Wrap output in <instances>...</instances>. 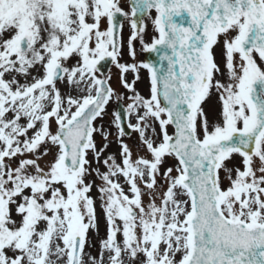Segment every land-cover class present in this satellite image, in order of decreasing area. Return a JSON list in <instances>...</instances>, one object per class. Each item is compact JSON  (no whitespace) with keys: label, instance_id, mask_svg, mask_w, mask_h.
<instances>
[{"label":"snow or ice","instance_id":"obj_1","mask_svg":"<svg viewBox=\"0 0 264 264\" xmlns=\"http://www.w3.org/2000/svg\"><path fill=\"white\" fill-rule=\"evenodd\" d=\"M126 2L0 0V264H264V0Z\"/></svg>","mask_w":264,"mask_h":264},{"label":"rangeland","instance_id":"obj_2","mask_svg":"<svg viewBox=\"0 0 264 264\" xmlns=\"http://www.w3.org/2000/svg\"><path fill=\"white\" fill-rule=\"evenodd\" d=\"M125 10L128 11L130 10L129 7L127 6V2L125 0ZM129 31V28H128V24L127 22L125 21V26H124V32L125 34H127ZM136 48H137V61H143L142 59V53L140 51V46L139 44L137 43L136 44ZM126 59H130L128 57H126ZM111 71L113 73V83H115V74H116V69L114 68V66L111 67ZM141 81L138 82L137 84V90L141 92V94L143 95H147V73L145 71H142L141 72ZM62 91H70L71 89L66 87L65 85H60ZM130 95V94H128ZM128 101H124L123 104L125 105ZM215 104V97H213V100L211 102H209V104L205 105L206 109H211ZM116 107H117V102H112L109 106V110H116ZM130 142L134 144V141L131 140V138H129ZM135 151V149H134ZM174 163V161L172 160H169V166H172V164ZM95 195V193H94ZM101 233H103V226L101 227Z\"/></svg>","mask_w":264,"mask_h":264},{"label":"water","instance_id":"obj_3","mask_svg":"<svg viewBox=\"0 0 264 264\" xmlns=\"http://www.w3.org/2000/svg\"><path fill=\"white\" fill-rule=\"evenodd\" d=\"M154 58H155L154 54L145 53V55H144L145 61H147L149 59H154ZM105 62H107L108 64L110 63L109 61H105ZM118 110L123 111V107L120 105Z\"/></svg>","mask_w":264,"mask_h":264}]
</instances>
